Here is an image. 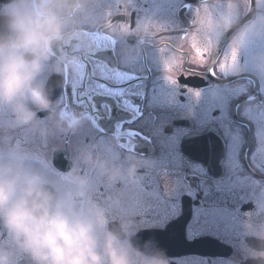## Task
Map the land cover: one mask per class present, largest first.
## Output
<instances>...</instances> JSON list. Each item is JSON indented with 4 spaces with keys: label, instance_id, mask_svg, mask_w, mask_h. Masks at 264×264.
Returning <instances> with one entry per match:
<instances>
[{
    "label": "flooded vegetation",
    "instance_id": "flooded-vegetation-1",
    "mask_svg": "<svg viewBox=\"0 0 264 264\" xmlns=\"http://www.w3.org/2000/svg\"><path fill=\"white\" fill-rule=\"evenodd\" d=\"M93 11L79 38L58 53L62 75L48 81L57 110L78 114L81 125L63 132L44 119L40 126L50 129L44 135L31 126L6 128L0 153L14 149L60 191L71 193L76 179H84L113 226L128 221L136 229L133 241H154L169 264L185 258L240 264L242 241L264 247L250 236L264 228V75L253 67L264 35L236 39L232 24L264 12V0H94ZM193 43L207 49L202 61ZM233 48L235 63L222 70ZM6 120L0 112V128ZM85 152L106 166L134 167L135 180L109 184L84 161ZM162 155L170 177L162 174L158 183L174 204L135 206L147 164ZM194 173L200 176L190 180L192 195L181 199L176 184ZM202 189L212 196L207 201ZM203 204L212 212L225 209L220 226L182 227Z\"/></svg>",
    "mask_w": 264,
    "mask_h": 264
},
{
    "label": "clouds",
    "instance_id": "clouds-1",
    "mask_svg": "<svg viewBox=\"0 0 264 264\" xmlns=\"http://www.w3.org/2000/svg\"><path fill=\"white\" fill-rule=\"evenodd\" d=\"M93 5L94 0H6L0 5V112L8 117L0 132L31 126L44 135L50 130L40 126L44 119L63 132L81 125L78 114L57 110L48 81L62 75L58 53L92 22ZM232 27L236 39L264 35V12L243 23L237 18ZM253 67L264 75V50L256 53ZM83 159L109 184L135 180L134 167L106 166L87 152ZM0 234V264H169L154 241H133L136 229L128 221L113 226L106 209L88 196L84 179H76L71 193L60 191L14 149L0 153ZM250 236L264 242V228ZM247 261L264 264V247L242 241L240 264Z\"/></svg>",
    "mask_w": 264,
    "mask_h": 264
},
{
    "label": "snow or ice",
    "instance_id": "snow-or-ice-1",
    "mask_svg": "<svg viewBox=\"0 0 264 264\" xmlns=\"http://www.w3.org/2000/svg\"><path fill=\"white\" fill-rule=\"evenodd\" d=\"M193 51L195 56L199 60H203L207 54V49H201L195 43L192 44ZM236 60V50L232 49L231 53L226 57L225 63L221 65V69L234 64ZM210 73L215 74V69H210ZM128 136L135 135L134 132L129 131ZM134 151V149H132ZM166 175L170 177L169 169L165 160V157L162 155L158 160H151L145 170L144 175L141 178L142 183L138 186V194L132 197L135 202V206L143 207L146 209H151L158 206H169L170 203L174 204V198L169 197L168 200L161 195L160 186L158 183V177L160 175ZM200 174L194 173L192 175H186L180 178L182 183L176 184V194L180 195L181 199L183 195H192L193 185L190 183L191 179H198ZM187 189V192H185ZM196 190V189H195ZM205 194L206 201L212 197L209 195L207 189H202ZM215 197H218L222 200V190L217 187ZM225 209H218L215 212L209 211L208 208L204 207V204L195 208L191 214V217L184 220L182 227L188 230H194L196 232H201L210 228H218L220 223L224 220ZM171 226V225H170ZM169 226V227H170ZM177 264H199L198 261H194L190 258H185L183 260L177 261Z\"/></svg>",
    "mask_w": 264,
    "mask_h": 264
}]
</instances>
